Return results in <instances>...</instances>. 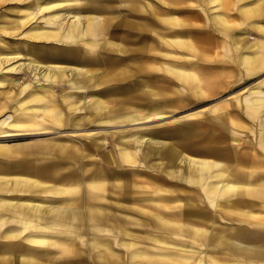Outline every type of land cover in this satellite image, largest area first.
I'll return each mask as SVG.
<instances>
[{"label":"bare ground","instance_id":"obj_1","mask_svg":"<svg viewBox=\"0 0 264 264\" xmlns=\"http://www.w3.org/2000/svg\"><path fill=\"white\" fill-rule=\"evenodd\" d=\"M64 1L62 3H66L67 8L57 10L47 18L45 23L49 26L46 28H37L34 33L21 36L14 27L0 30V38L4 33L16 45L15 52L6 50L0 54V71L4 68L11 71L0 76L5 78L3 82L6 84L0 112L8 108L12 110L7 115L2 114L5 117L0 119V156H4L0 161V240L9 239L13 243L0 248V264H70L61 260L42 261L45 254L40 244L57 245L60 254L71 255L72 249L79 251L81 247L71 245L68 239L76 241L82 236L66 235L81 229L92 235L87 240V247L95 264L120 261L112 237L117 239V244L129 248L127 258L130 264H222L216 254L223 253L224 249L236 255L239 263L264 264V237L256 233L251 239L242 233L243 236L234 238L231 234L197 224L187 227L186 231L190 236L187 240L196 245H170L166 238L163 241L157 238V242H161L160 251H153L148 245L133 248L138 243L136 215H146L150 203L179 198L180 193L185 192V186L194 187L193 194L189 195L193 201L188 203L190 210L182 209L176 213L186 211L202 216L203 212L196 203L200 195L213 206L223 204L227 210H242L229 199L242 195L236 183L231 181L264 182V178L247 179L227 172L228 165L223 160L227 156L222 158L216 145H212L211 150L197 148L191 151L202 158L184 154V149L200 142L193 141L194 135L198 134L197 122L176 125L182 132L176 131L169 136L161 135V130H167L171 122L161 129L138 126L131 133H115L112 150L108 149L106 137L111 131L85 133L92 144L77 143L71 134L63 132L65 135H59L61 131L46 125L51 121L57 126H75L76 129L86 127L94 117L100 118L101 122L134 125L168 116L170 111L164 107L173 106L175 99L172 96L176 95L168 85L169 77L177 76L184 81L193 77L188 76L183 68L169 66L155 70L157 66L149 57L162 43L165 48L185 49H191L199 42L213 44L212 33L208 36V32L203 31L201 36L192 28L199 25V13L184 7L187 0H157L161 5L150 0H134L127 2L129 11L134 16L143 14L145 18L126 23L123 17H116L114 9L122 0ZM110 1L114 3L109 4ZM40 2H43L39 5L42 10L59 6L57 0ZM73 2L78 3L70 4ZM209 3L220 10L236 8V23L230 21V13L219 12L214 18L215 24L233 40L239 50L238 65L245 67L246 73L264 69V0H209ZM23 17L12 25L16 27L31 18L29 15ZM155 31L161 34L157 44ZM250 31L257 33L256 40L246 39ZM204 53L211 56V50ZM154 70L165 72L167 77L154 75ZM13 71L32 74L33 87L21 99L17 98L28 84L22 85L23 76L18 78ZM218 73L217 70H199L194 76L200 82L212 84L214 81L213 85L219 88L222 83L214 78ZM203 76H212V79ZM56 88H60L59 93ZM202 89L194 95H204ZM256 89L250 88L246 111L258 118L264 138V95ZM153 98L156 101L151 100ZM15 100V107H12ZM38 115L41 120L35 118ZM216 122L221 123V120ZM40 127L39 131L28 132ZM47 132H58V135L50 141L8 143L16 136ZM200 137L201 143L205 144L215 140L210 133ZM261 141L264 144V139ZM36 156H42L43 163L31 161ZM256 163L264 164L257 160ZM162 173L171 179L161 176ZM42 192L53 196L41 195ZM246 195L262 196L255 190H247ZM184 197L188 195L184 194ZM220 198L227 201L221 203ZM238 201L245 202L241 198ZM12 224L20 227L15 228ZM35 228L51 230L52 233L43 237L26 233ZM56 230L63 231L64 235L49 241ZM163 230L169 232L171 227L164 226ZM19 238L27 244L20 242L22 246H19L16 243Z\"/></svg>","mask_w":264,"mask_h":264},{"label":"rangeland","instance_id":"obj_2","mask_svg":"<svg viewBox=\"0 0 264 264\" xmlns=\"http://www.w3.org/2000/svg\"><path fill=\"white\" fill-rule=\"evenodd\" d=\"M62 1L65 2L64 0H57L56 3H59L58 4L59 6H56L50 10H42V8H40L39 5L43 2H40V0H6V1L0 0V30L3 31L4 29H9V28L14 27L16 28L15 29L16 32L20 33L19 36H21L22 34H25V33L32 34L36 31L37 28H42V27L46 28L49 26V24H46L45 22L48 21L49 17L53 13H55L57 10L67 8L66 7L67 4L62 3ZM133 1L134 0H122V3L116 6V8H114L116 9V13H117L116 17L117 18L123 17L126 23L131 22L132 20H134V22H137V20H139L141 17H142L141 19L143 20L145 18V15L138 14L134 16L132 15V12L129 11L128 3L133 2ZM141 1L147 2L148 0H141ZM150 1H153L154 4L161 5V3H159V1L157 0H150ZM74 3H78V2H73L70 4L75 5ZM112 3L114 2L113 1L109 2V4H112ZM115 3H117V1ZM186 3L187 4L184 7H186L189 10H195V12H198L200 15V19H201V20L200 19L197 20L199 22V25L192 26V28L198 30L201 36L203 34V31L208 32V36L212 33L214 41L217 42V47L215 49L217 52L219 50L223 51V50L229 49L230 46L236 49L235 44L233 40L231 39V37L229 35H226L219 28V26L215 24V21H214L216 14L219 12H222L223 14H226V15L230 13L231 15L230 21L232 23H236L238 21V18H237L238 11L236 10V8L232 10L231 9L224 10L225 8H222L220 10V8H218L217 6L215 5L213 6L212 3L210 4L209 0H187ZM42 7H45V6L42 5ZM114 9L110 8V10L112 11ZM23 15H24L23 18H26V16L28 15L31 16V18L26 23L20 24L16 27L13 26L12 23L18 22V19H20V17ZM189 21L194 22L193 19H189ZM239 27L240 26H238V28ZM251 32L252 31H250L248 35L246 36V39L248 41H251V40L254 41L257 38V36L254 35V33L250 34ZM155 33L157 34V37H158L157 38L158 41L156 42L157 44L160 42L159 39H161V34L157 33L156 31ZM2 36L3 38L2 37L0 38L1 40L0 41V54L6 50H9V52H15L16 50L15 41H13L11 37H7L6 34L4 33H2ZM213 44L209 42H205V43L199 42V43H196V46L193 44L191 49H185V48H174V47L165 48L164 43H162L161 45H158V46L155 45L156 47L154 46L155 48L154 50H152L150 54L151 58L148 56V54L145 55L147 56L146 59L149 57V59H151L153 63L156 64L157 69L155 70H163L164 67L166 68L169 66L176 67L179 69L183 68V69H186L185 71L188 73V76L193 77V79H190L188 81L180 80L177 76L169 77L168 79L169 83L168 82L167 83L170 89L173 90L172 93L176 95L172 96V98L175 99L174 100L175 104L173 106L164 107L166 111H170L168 113V116L166 117L157 119L155 121L143 122V123L134 124V125H131L126 122L121 123V122H116V121L101 122L99 121L100 118L94 117L90 121V123L86 125V127H82L84 129H82L81 127H78L75 129L74 128L75 126L73 127L57 126L51 121L48 122L46 125L56 128V131H61L59 135L71 134L77 143L86 142V143L92 144V141L89 140V138L85 136V133L89 134V133L99 131V130H101L102 132H105V130L111 131V133L106 135V137L108 138V149L112 150L114 149L115 141L113 139H114L115 133L116 134L117 133H120V134L131 133L133 129H135L134 127L138 128V126H142V127L155 126L156 128L161 129L165 127L163 125L171 122L169 124V127H171L173 130L168 129L169 127H167V130H164V131L161 130V135L169 136V134H173V133L176 134V131H181L180 129H178V127H176V125H180L181 123L197 122L196 126H197L198 134L194 135L193 141L200 140V142L194 143L192 146H189V149H184L183 150L184 154H189V155H192L193 157L202 158L201 156H198L196 152H191V151L197 148H199L200 150L202 149L211 150L212 145H216L217 147L221 145L222 148H219V150L222 153V158L223 156H227V159L223 158L224 161L226 160L225 163L228 165L227 172H231L233 175L238 174V176L242 178H247V179L264 178V164L256 163V160L264 162V156L256 155V154L249 155V156H247V154L246 155L245 154L233 155L232 153L228 152L229 150L228 148H225V146L230 147V148L234 146V147H237V151H239L241 146L244 147L246 140L252 139L255 136V134L259 133V131L261 130V126L258 124V118L254 115L248 114L246 112L244 104H245V100L247 99L248 101V97L251 95L250 88H253V89L257 88L256 90H258L260 94L264 95V69H262V71L255 73L253 75L246 74L245 73L246 71L244 72V70H246L245 67L238 65L237 53H239V50L236 49L235 52L237 53L232 54L229 57V59H224L222 57L219 59L216 56H214L215 52H213L214 51ZM205 50H208V51L211 50V56L208 57V54L204 53ZM227 52H231V51H227ZM227 55L228 53H225L224 57H226ZM234 55H236V59L231 60V58L234 57ZM221 61L224 62L225 64H222ZM233 64H235V66L239 68L240 70H229L231 67L234 69ZM159 66H162L163 68L160 69ZM194 66L199 67V69L195 68ZM4 69L0 71V76L2 74H7L8 72L9 73L11 72V71L4 70ZM155 70L152 72L154 75H161V76L167 77L165 72L163 73L162 71H155ZM199 70H217L219 72L218 73L219 75H217L218 77H214V78L219 79L218 82L222 83L220 85L222 87L218 88L217 86H214L213 85L214 81L212 82V84H209V83H204V82H200L199 80H197L196 77L194 76V73ZM15 74L18 75L16 76L18 78L23 76V83H21L22 85L25 83L28 84V87L25 89V91L22 92V94H20L19 97L17 98V99H21L33 87V83H31L32 74H30L29 72H26V73L22 72L21 74L19 73L18 74L15 73ZM203 77L208 78L207 76H203ZM209 78L212 79V76H210ZM4 79L5 78L1 79L0 77V85H2L0 86V103L2 102V100L5 99L4 94H3L4 88L6 87V84H4L3 82ZM20 81H22V79H20ZM200 87L203 88L202 90L205 94L202 96L194 95L195 92L201 89ZM55 91L59 93L60 88H56ZM151 100L156 101V98H153ZM16 102L17 100H15L11 104L12 107H15ZM11 111L12 110H9V108L1 111L0 119L5 117V115H2V114L5 113L7 115V113ZM43 114L44 113L40 115L42 116ZM40 115L36 116L35 118H40L39 120H41L42 117H40ZM216 120H221V123H217ZM224 120L226 121L224 122ZM41 129L42 127L38 129H32L31 131L28 130V132L31 133L33 131H39ZM51 132L25 134V135L16 136L15 138L9 139L8 143L22 144L30 140H33V141L49 140L50 141V140H53V137H57L58 135V132L57 133H51ZM207 133H210V135L213 138H215L214 142L207 143V144L201 143L202 138L200 137V135L207 134ZM220 136H222L223 138H221ZM223 148L226 150H223ZM0 158H4V156H0ZM217 158L221 159L220 156H217ZM33 159L34 161L37 162V164L43 163V161H41L43 160L42 156L33 157L31 158V161H33ZM14 160H17V158ZM121 166H124V165L121 164ZM257 166L258 168H260L259 169L260 172L262 171L261 173L257 171L258 170ZM137 169L141 170L143 168H137ZM161 176L166 177L168 180L171 179V176H166L163 173L161 174ZM231 182L236 183V186L238 185L237 188L241 191L242 195L232 196L229 199L235 205H237L236 207H241L242 210H227L225 207H223V204L220 207L218 206V204L217 206H213L211 203H209V200L207 199L205 200V198L200 195L199 196L200 198L196 199L197 200L196 203H198V207L200 208L201 212H203L202 216H197L189 212L187 213L186 211L182 213H176L178 210H182V209L190 210L191 206H189L188 203H190L191 200L193 201L192 196H189V195L193 194L192 190H194V187L188 188L184 186L185 188L184 193L177 192V194L180 193V195H182L181 197L179 198L175 197L171 200H166L164 202L157 201V202L150 203L148 205L150 209H148V213L146 215H143V214L136 215L139 221V224L137 227L139 231L136 230V234H137L136 236L138 237L136 241L138 243H136L133 246V248L136 249L137 247H140L141 245H148L149 247H151L153 251H160L159 247L161 246L159 245V243L161 242H157L156 240L157 238L160 241H163V239L166 238V241L171 243L170 245H172L173 243H177L183 247H187L188 245L194 244L192 241L187 240L189 239L190 236L188 232L186 231L191 225L197 224V225H201L205 227H214L216 228V230H223V228H228V229L230 228L231 232L234 233L236 230H241V228H244L243 226L244 225L246 226L247 225L246 223H251L248 216H251L255 219L264 218V202L260 201V199L264 200V196L253 197L252 195L251 196L246 195L247 190H253V191L255 190L257 192L264 191V182L262 183L261 182L259 183V181L257 183L256 182L248 183L246 181H239V182L231 181ZM40 194L44 196H49V195L53 196V194H48L46 192H42ZM184 194L188 195V197L185 198ZM239 198L245 200V202H241V201L239 202L238 201ZM226 200L225 198H220L219 202L221 203L226 202ZM205 215L208 216L209 220ZM5 216H9V215L5 214ZM12 226L15 228L20 227L19 225H16V224H12ZM164 226L171 227V230L169 232H165L163 230ZM42 230L43 229L35 228V229H32V231L31 229L28 230V232L26 231V233H32L35 235L39 234L42 237L45 235L48 236L49 234L52 233L51 230H47V229L43 231ZM65 233H67V231H65ZM145 233H148V234H145ZM257 234L260 235L259 232ZM62 235H64L63 231H58V230L53 231V236L49 237V241H55L58 239L57 237L60 238ZM68 235L70 237L72 235L82 236V237L76 238V241H70L68 239V242L71 245L80 246L81 249L79 251H75L72 249L71 255L64 256L60 254V249H59L60 247H58L57 245L53 246V245H48L46 243H42L40 244V246L41 248L44 249L43 253L45 254V256L42 257L43 258L42 261L57 262L58 260H61V261L69 262L70 264H83L82 262H84V264H95L91 256L92 254L90 253V250L87 247L88 245L87 240H90L92 238V235L90 233H87L86 230L84 229H81L80 231L73 230L71 233H67L66 236ZM260 236L264 237V235H260ZM111 239H112V242L114 243L115 252H118L120 256V261H118L117 263L118 264H130L127 258L129 248H126L125 246L117 244V239L115 237H112ZM217 258H219V256H217ZM230 260H231V263L229 264H237V263L242 264L236 261L237 258L233 256L230 258ZM117 263H114V264H117ZM223 264H228V262L227 263L224 262Z\"/></svg>","mask_w":264,"mask_h":264},{"label":"crops","instance_id":"obj_3","mask_svg":"<svg viewBox=\"0 0 264 264\" xmlns=\"http://www.w3.org/2000/svg\"><path fill=\"white\" fill-rule=\"evenodd\" d=\"M4 1H6V0H4ZM238 15V14H237ZM252 33H254V35H257V33H255V31H252L250 34H252ZM222 41V40H221ZM251 41H253V40H251ZM216 47H217V42L216 41H214V44H213V49H214V51L213 52H215L214 53V56H216L217 58H224V59H229V57L232 55V54H235V53H237V52H235V50L236 49H234L232 46H230V48L229 49H226V50H219L218 52L215 50L216 49ZM220 48V47H219ZM236 48V47H235ZM233 50V51H232ZM243 50V49H242ZM241 50V51H242ZM227 51H231V52H227ZM225 53H228V55L226 56V57H224V54ZM232 59H236V55H234V57H232L231 58V60ZM234 66V69L231 67L229 70H240L239 68H237L236 66H235V64H233ZM260 71H262V70H260ZM260 71H258V72H260ZM244 72H245V70H244ZM258 72H256V73H258ZM246 73V72H245ZM246 74H249V75H253V74H255V73H246ZM262 95V94H261ZM248 102H249V100L247 101V99L245 100V104H244V107H245V109L247 108V104H248ZM247 112V111H246ZM221 138H223L222 136H220ZM245 137V136H244ZM246 138V137H245ZM261 139H264V138H262V134H261V130L259 131V133H256L255 134V136L252 138V139H249V140H246L245 141V145H244V147H242L241 146V148L239 149V151H237V147H227V146H225V148H228L229 150H228V152H230V153H232L233 155H236V154H247V156H249V155H254V154H256V155H261V156H264V144H262V141H261ZM218 149L219 148H222V146L221 145H219V147H217ZM234 149V150H233ZM244 149V150H243ZM223 150H226V149H224L223 148ZM1 160H3V158H0V161ZM260 166V165H259ZM257 171L259 172V173H261L260 172V168H258V166H257ZM238 186V185H237ZM236 186V187H237ZM256 193H260V194H262V196H264V191H261V192H257V191H255ZM253 197L254 196H257V195H252ZM261 196V195H260ZM227 201V200H226ZM253 201V200H252ZM260 201L261 202H264V200H261L260 199ZM249 217V219H250V221H251V223H246L247 225L245 226H243L244 228H241V230H236L234 233L233 232H231V230H230V228L228 229V228H223V230H216V228H214V227H210V228H212L213 230H215V231H217V232H219V233H224V234H227V235H229L230 236V234H231V237L233 236L234 238H237V237H240V236H243V235H245V234H247V237H249V238H251L252 239V236L253 235H256V232L258 233H260V235H264V223H262V222H264V218H262V219H255V218H253V217H251V216H248ZM260 220V221H259ZM207 228H209V227H207ZM238 233V234H237ZM243 233V235H241ZM239 240H242V239H240V238H238ZM4 240H6V241H4ZM3 240V242H2V240H0V248H3V246L2 245H9V244H13L12 242H10L11 240H7V239H4ZM246 240H248V238H246ZM20 242H22V243H20ZM16 243L19 245V243L20 244H27V242L26 241H24L22 238H19V240H17L16 241ZM19 246H22V245H19ZM8 247H14V246H8ZM217 256H219V260H220V262L223 264L224 262H229V263H231V260H230V257H237L236 255H231L230 254V251L229 250H225L224 249V252L223 253H217L216 254ZM223 257V258H222ZM229 257V258H228ZM250 262L248 261V262H246V264H249ZM250 264H252V262L250 263Z\"/></svg>","mask_w":264,"mask_h":264}]
</instances>
